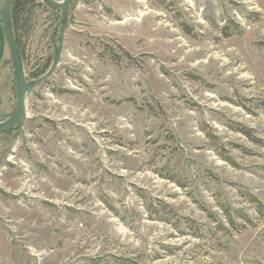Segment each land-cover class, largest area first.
<instances>
[{
  "label": "rangeland",
  "instance_id": "obj_1",
  "mask_svg": "<svg viewBox=\"0 0 264 264\" xmlns=\"http://www.w3.org/2000/svg\"><path fill=\"white\" fill-rule=\"evenodd\" d=\"M33 1L38 80L60 11ZM26 106L0 135V264H264V0H75Z\"/></svg>",
  "mask_w": 264,
  "mask_h": 264
},
{
  "label": "water",
  "instance_id": "obj_2",
  "mask_svg": "<svg viewBox=\"0 0 264 264\" xmlns=\"http://www.w3.org/2000/svg\"><path fill=\"white\" fill-rule=\"evenodd\" d=\"M14 1L15 0H4L1 10V19L7 42L9 58L14 69L16 110L8 119L0 123V135L13 131L25 120L27 111L26 99L28 95L33 90L45 84V82L53 76L57 67L59 66L65 33L68 29L69 9L75 0H40V2L45 7L60 11V34L54 45V58L52 65L49 71L38 80H29L24 71L23 62L16 44L11 19V8Z\"/></svg>",
  "mask_w": 264,
  "mask_h": 264
},
{
  "label": "crops",
  "instance_id": "obj_3",
  "mask_svg": "<svg viewBox=\"0 0 264 264\" xmlns=\"http://www.w3.org/2000/svg\"><path fill=\"white\" fill-rule=\"evenodd\" d=\"M3 3L4 0H0V88L4 87L10 76V64L8 63L9 52L1 19ZM1 98L4 99V97L0 94V99Z\"/></svg>",
  "mask_w": 264,
  "mask_h": 264
},
{
  "label": "trees",
  "instance_id": "obj_4",
  "mask_svg": "<svg viewBox=\"0 0 264 264\" xmlns=\"http://www.w3.org/2000/svg\"><path fill=\"white\" fill-rule=\"evenodd\" d=\"M33 0H15L13 2L12 8H11V19H12V25H13V32L16 40V44L18 46V49H20L19 44V32L22 30V14L24 12V9L27 6L34 5ZM20 52V50H19ZM21 55V53H20ZM22 58V55H21ZM173 180V179H170Z\"/></svg>",
  "mask_w": 264,
  "mask_h": 264
}]
</instances>
